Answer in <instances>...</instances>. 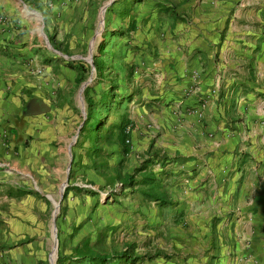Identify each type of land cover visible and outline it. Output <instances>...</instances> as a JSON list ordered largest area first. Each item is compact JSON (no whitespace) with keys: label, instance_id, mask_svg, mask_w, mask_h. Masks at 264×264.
<instances>
[{"label":"crops","instance_id":"obj_1","mask_svg":"<svg viewBox=\"0 0 264 264\" xmlns=\"http://www.w3.org/2000/svg\"><path fill=\"white\" fill-rule=\"evenodd\" d=\"M24 1L39 15L46 0ZM176 1L183 19L163 15L154 24L156 60L145 66L154 84L141 78L138 115L128 116L130 152L121 149V159L130 162L123 173L152 162L168 201L142 196L134 204L137 231L148 226L149 241L130 240L133 251L146 256L133 264H264V0ZM9 3L0 0V14ZM7 25L0 24V118L10 120L0 119V131H10L0 150L9 146L11 156L31 137L25 152L50 157L40 139L50 134L49 100L25 80L13 94L5 85V52L29 53L38 44L8 41L15 32ZM26 196L27 212L33 207L44 216L36 225L44 235L38 224L46 222V200ZM126 203L121 218L131 221ZM6 222L12 227L10 218ZM37 249L36 242L21 247L10 263L38 264L44 256Z\"/></svg>","mask_w":264,"mask_h":264},{"label":"rangeland","instance_id":"obj_2","mask_svg":"<svg viewBox=\"0 0 264 264\" xmlns=\"http://www.w3.org/2000/svg\"><path fill=\"white\" fill-rule=\"evenodd\" d=\"M153 1L81 0L67 4L46 0L38 15L34 12L36 8L28 2L9 0V6L1 11L0 24H8L7 27L15 32L8 41L16 40L20 46L29 41L38 44L29 53L5 52L7 94L16 92L19 82L25 80L31 84L30 91L37 88L44 94L51 110L46 130L50 134L40 138L48 145L46 150L50 157L25 152L31 137L26 139L22 150L15 148L11 156L6 151L9 146L0 150V264H11V253H21V247L26 251L31 242H36L38 252L41 250L44 256L38 264H49L54 248L52 227H55L56 264L60 253L69 254L71 242L83 238L97 242L98 247L108 253L127 248L134 255L141 256L142 261V257H146L133 251L129 244L130 240L149 241V227L143 226L142 233H138L137 220L140 218L134 212V204L144 200L139 189L145 186L123 188L118 180L111 181L130 163L126 156L121 159L118 144H104L110 153L96 159L100 170L104 164L108 171L94 170L92 159L86 154L89 146L80 130L85 124L89 99L97 104L95 110L99 116L108 113L109 122L117 123L122 116L138 115L139 102L134 98L140 92L141 78L152 84L155 80L153 73L145 69L151 60H156L151 49L152 44H156L154 38L158 31L154 24L165 17L156 4L151 3ZM163 1L176 10V0ZM131 21H134V29L130 28ZM43 30L47 31L46 37ZM158 38L162 39L163 35ZM1 55L4 53L0 52ZM97 59L102 61V73L94 65ZM79 71L82 80L76 83ZM148 87L151 89L153 85L148 83ZM107 90L114 92V98L107 99L110 106L104 111L98 106V100ZM79 93L83 105L78 100ZM0 119L7 124L10 120L9 117ZM2 130L0 140L7 144L10 130ZM152 169V162L148 163L145 170L152 172ZM137 170L131 169L130 172L136 173L135 179H140L145 171ZM85 183L92 184L94 190L83 189L80 185ZM26 195L46 200V222L38 224L45 231L44 235L39 234L36 226L44 216L36 215L33 207L27 212ZM53 199L58 202L54 217ZM123 201L127 202L126 210H130L127 214L131 221H124V216L121 218ZM9 218L12 227L7 226L6 219ZM73 230L76 234L71 238ZM17 264L25 263L19 261Z\"/></svg>","mask_w":264,"mask_h":264},{"label":"trees","instance_id":"obj_3","mask_svg":"<svg viewBox=\"0 0 264 264\" xmlns=\"http://www.w3.org/2000/svg\"><path fill=\"white\" fill-rule=\"evenodd\" d=\"M137 1V0H133ZM157 7L160 13L183 19V17L175 11L173 6H168L165 3H158ZM129 9V8H128ZM131 29L135 28L134 21L129 24ZM94 65L99 73H102V61L97 59L94 61ZM82 80L80 71L75 77V82L79 83ZM114 92L103 91L98 100V106L106 111L110 103L107 99H113ZM97 104L93 100H88L87 117L84 126H82L80 132L84 133L86 142L89 148H86V154L92 159L91 167L96 171L100 170V165L97 163L98 157H105L109 153L105 150L104 144L113 145L118 144L122 149L123 154L130 152V131L133 128L132 120L127 116H122L116 123L114 121H108V113L99 116L95 110ZM128 140V142H127ZM147 165H144L136 172L146 169ZM136 173H121L118 172L115 178L111 181L118 180L123 188L136 187L137 185L144 184V188L139 189V193L146 199L157 200L160 204L168 202L166 197L160 190V185L157 181L155 173L150 170L144 172L140 179H135ZM143 185V186H144ZM76 234V230L71 233V238ZM71 242V241H70ZM69 254L60 253L57 259V264H133L141 259V256L134 255L129 249L125 248L121 252H106L98 247L97 242H91L89 238L79 239L76 242H71L69 246ZM143 258V257H142Z\"/></svg>","mask_w":264,"mask_h":264},{"label":"bare ground","instance_id":"obj_4","mask_svg":"<svg viewBox=\"0 0 264 264\" xmlns=\"http://www.w3.org/2000/svg\"><path fill=\"white\" fill-rule=\"evenodd\" d=\"M103 14H104V12H103V10L101 11V13H100V24H101V22H102V18H103ZM80 92V91H79ZM78 100H79V102L82 104V94L81 93H79L78 94ZM83 105V104H82ZM52 203H54V206H55V209H54V211H53V216H55L56 215V213L58 212V202L55 200V199H53V202ZM52 215V214H51ZM52 238H53V242H54V248H55V237H54V234H55V227H52ZM54 248H53V250H52V261H54V259H55V251H54Z\"/></svg>","mask_w":264,"mask_h":264},{"label":"built area","instance_id":"obj_5","mask_svg":"<svg viewBox=\"0 0 264 264\" xmlns=\"http://www.w3.org/2000/svg\"><path fill=\"white\" fill-rule=\"evenodd\" d=\"M0 21H2L1 16H0ZM127 142H128V140H127ZM80 186L85 190H94V186H92V184L85 183V184H81ZM121 186H122V184H121ZM56 258H57V256L55 257L54 261H52L51 254H50L49 259H48L49 264H56Z\"/></svg>","mask_w":264,"mask_h":264}]
</instances>
